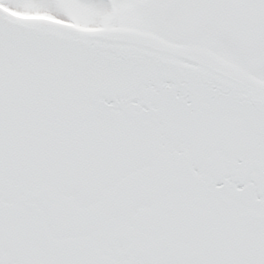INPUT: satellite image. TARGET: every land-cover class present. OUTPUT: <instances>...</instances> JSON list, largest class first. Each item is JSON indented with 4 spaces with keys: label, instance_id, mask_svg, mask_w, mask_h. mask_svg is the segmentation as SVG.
<instances>
[{
    "label": "snow or ice",
    "instance_id": "obj_1",
    "mask_svg": "<svg viewBox=\"0 0 264 264\" xmlns=\"http://www.w3.org/2000/svg\"><path fill=\"white\" fill-rule=\"evenodd\" d=\"M0 264H264V0H0Z\"/></svg>",
    "mask_w": 264,
    "mask_h": 264
}]
</instances>
